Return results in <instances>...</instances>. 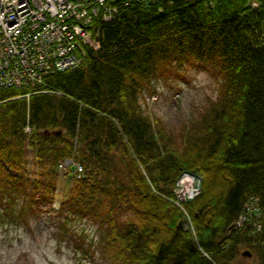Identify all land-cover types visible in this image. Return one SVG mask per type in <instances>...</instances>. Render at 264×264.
<instances>
[{"label":"trees","instance_id":"trees-1","mask_svg":"<svg viewBox=\"0 0 264 264\" xmlns=\"http://www.w3.org/2000/svg\"><path fill=\"white\" fill-rule=\"evenodd\" d=\"M123 1L93 21L98 46L80 65L0 89V201L50 204L71 158L82 173H65L58 212L94 225L106 264H245L243 250L264 263V0ZM187 66L216 95L172 129L140 97ZM183 173L198 192L176 203ZM248 197L259 215L234 228Z\"/></svg>","mask_w":264,"mask_h":264},{"label":"rangeland","instance_id":"rangeland-1","mask_svg":"<svg viewBox=\"0 0 264 264\" xmlns=\"http://www.w3.org/2000/svg\"><path fill=\"white\" fill-rule=\"evenodd\" d=\"M149 88L140 97L143 110L149 116H158L172 129L195 117L216 95L213 78L191 66L184 68L178 77L152 79ZM25 156L31 175L36 166L30 148L26 149ZM66 160L70 161L65 169L71 161L78 163L71 158ZM69 180L63 169L58 170L50 204L30 202L20 193L12 194L9 204L0 201V264H106L93 244L94 225L75 217L62 221L63 213L58 212ZM249 253L247 257L243 255L248 258L245 264H264Z\"/></svg>","mask_w":264,"mask_h":264},{"label":"built area","instance_id":"built-area-1","mask_svg":"<svg viewBox=\"0 0 264 264\" xmlns=\"http://www.w3.org/2000/svg\"><path fill=\"white\" fill-rule=\"evenodd\" d=\"M117 3L118 0H0V89L38 85L47 74L80 65L84 47L98 46V28H93V21L111 20L120 6ZM126 4L127 0L123 1ZM23 130H29V126ZM69 161L64 159L57 169L64 172ZM71 162L70 173L77 178L82 167ZM198 184L196 175L181 174L174 188L176 203L194 196ZM256 201L248 197L242 204L234 228L259 215ZM254 225L259 228L257 221Z\"/></svg>","mask_w":264,"mask_h":264},{"label":"water","instance_id":"water-1","mask_svg":"<svg viewBox=\"0 0 264 264\" xmlns=\"http://www.w3.org/2000/svg\"><path fill=\"white\" fill-rule=\"evenodd\" d=\"M57 132H58V131H57ZM57 132H56V133H57ZM241 254H242V255H245V256H249L250 253H249V251H247V250H243Z\"/></svg>","mask_w":264,"mask_h":264}]
</instances>
